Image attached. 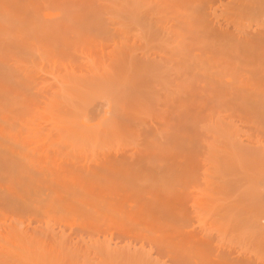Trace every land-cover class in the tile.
Instances as JSON below:
<instances>
[{"label": "rangeland", "instance_id": "374dc122", "mask_svg": "<svg viewBox=\"0 0 264 264\" xmlns=\"http://www.w3.org/2000/svg\"><path fill=\"white\" fill-rule=\"evenodd\" d=\"M0 199L9 264H264V0H0Z\"/></svg>", "mask_w": 264, "mask_h": 264}, {"label": "bare ground", "instance_id": "6f19581e", "mask_svg": "<svg viewBox=\"0 0 264 264\" xmlns=\"http://www.w3.org/2000/svg\"><path fill=\"white\" fill-rule=\"evenodd\" d=\"M5 207L7 206H4L3 200L0 199V264H9L8 258L17 245L12 241L20 238L25 232H23L22 221H13Z\"/></svg>", "mask_w": 264, "mask_h": 264}]
</instances>
